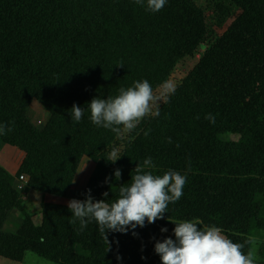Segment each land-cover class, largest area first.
Segmentation results:
<instances>
[{"label":"trees","instance_id":"trees-1","mask_svg":"<svg viewBox=\"0 0 264 264\" xmlns=\"http://www.w3.org/2000/svg\"><path fill=\"white\" fill-rule=\"evenodd\" d=\"M228 1L240 14L159 115L139 123L113 163L108 157L119 136L92 124L90 102L114 98L137 81L160 87L203 42L202 11L191 0H167L156 13L146 11V0H0V124L12 129L0 144L23 154L16 178L64 196L83 165L93 163L81 201L90 190L93 202L111 204L148 157L154 167L143 171L186 177L163 219L126 234L107 231L106 240L94 220L79 231L68 206L44 203L34 224L13 177L0 168V258L21 262L30 253L51 264H161L155 244L175 240L182 221L219 227L244 244L245 254L252 250L264 232V0ZM73 105L84 109L79 122L69 114ZM14 213L20 219L9 227ZM256 254L254 264H264V241Z\"/></svg>","mask_w":264,"mask_h":264},{"label":"clouds","instance_id":"clouds-1","mask_svg":"<svg viewBox=\"0 0 264 264\" xmlns=\"http://www.w3.org/2000/svg\"><path fill=\"white\" fill-rule=\"evenodd\" d=\"M166 2L167 0H146V11L159 12ZM135 3L144 5L145 0H135ZM160 87L163 91L156 95L149 81H137L126 90L121 88L114 98L92 99L89 104L92 124L109 129L117 136L123 132H131L145 117L158 116L159 103L167 102L168 97L175 92V85L170 81H165ZM83 113L84 109L73 105L69 114L73 121L79 122ZM205 119L215 123V117L211 114L206 115ZM11 130L0 124V135H6ZM119 158L118 151L114 148L109 153L108 161L115 163ZM153 167L151 157L145 159L142 166L138 164L136 175L131 177V184L119 188V198L114 203L109 204L104 200L93 202L90 190L85 201H69L68 208L73 216L71 223L79 221V231H83L94 220L107 240V231L126 234L129 228H143L145 221L153 224L163 219L168 205L179 201L183 195L186 177L172 170L162 176L142 170ZM114 175L119 180L121 172L116 170ZM104 195L107 197L108 194ZM197 223H175V240L167 238L155 244V252L159 255L161 264H254L255 253L249 250L245 254L242 251L244 244L234 243L219 227L198 229ZM161 232H167V229L162 228Z\"/></svg>","mask_w":264,"mask_h":264},{"label":"rangeland","instance_id":"rangeland-1","mask_svg":"<svg viewBox=\"0 0 264 264\" xmlns=\"http://www.w3.org/2000/svg\"><path fill=\"white\" fill-rule=\"evenodd\" d=\"M191 1L203 13L205 20L206 34L203 42L195 49L193 55L190 57H185L182 60H180L176 64L173 72L166 80L172 82L175 85V88L178 84H180L182 80H184V78H186L189 72L198 63V61L201 59L206 49L212 46L218 40V38L230 28L235 18L240 14L238 9L228 0H191ZM162 91H163L162 88L158 87L157 89L154 90V94L159 95ZM163 103L164 102L161 101L158 105V108ZM34 120L36 121L40 120V122L38 121L36 122L38 126H42L44 124V118L42 117V115L36 116ZM134 130H132L131 132H123L122 135L119 136L118 142L115 145L116 147L114 148L118 150V148L122 147L123 144L128 143L132 139V133L134 132ZM112 150L113 149H111L110 151ZM19 153L21 152L10 146L0 144V163L4 164L5 167H8L9 165H13L14 163L15 164L19 163L20 162V159L18 157ZM93 169H94L93 163H87L83 165L78 175L74 179L71 188L64 196H57L50 193H42L32 189L31 187L28 186V184L24 185L23 190H21L20 192L21 201L32 222L34 224H38L40 222V207L44 203H53V204L68 206L69 201L73 199L81 201V193L83 189L88 183L92 181ZM15 174L13 172L12 177H15ZM17 179L18 178L16 177L15 179H13V186L15 188L18 182ZM19 217L20 215L18 213H14L10 217L9 227H13L20 219ZM253 240L254 243H253L252 251L255 253V256L257 257L256 254L257 248L259 243L264 241V232L259 234L258 238H253ZM0 264H51V263L46 262L36 257L35 255L29 253L25 255L23 261L21 262H13L0 258Z\"/></svg>","mask_w":264,"mask_h":264},{"label":"crops","instance_id":"crops-1","mask_svg":"<svg viewBox=\"0 0 264 264\" xmlns=\"http://www.w3.org/2000/svg\"><path fill=\"white\" fill-rule=\"evenodd\" d=\"M19 159H20V162L19 163H14L13 165H9L8 167H5L4 164H1L0 163V167L5 170L9 175L13 176V172L15 174V172L17 171V168L19 167L22 159H23V155L22 153H19ZM13 179H15V177H13Z\"/></svg>","mask_w":264,"mask_h":264},{"label":"built area","instance_id":"built-area-1","mask_svg":"<svg viewBox=\"0 0 264 264\" xmlns=\"http://www.w3.org/2000/svg\"><path fill=\"white\" fill-rule=\"evenodd\" d=\"M39 122V121H38ZM17 185H16V190H18L19 192H21V190H23L24 185L27 184V181L25 179H17Z\"/></svg>","mask_w":264,"mask_h":264}]
</instances>
